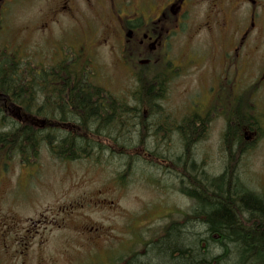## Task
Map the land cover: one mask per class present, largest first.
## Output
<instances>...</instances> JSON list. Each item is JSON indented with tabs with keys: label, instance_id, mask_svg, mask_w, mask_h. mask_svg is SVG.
<instances>
[{
	"label": "flooded vegetation",
	"instance_id": "obj_1",
	"mask_svg": "<svg viewBox=\"0 0 264 264\" xmlns=\"http://www.w3.org/2000/svg\"><path fill=\"white\" fill-rule=\"evenodd\" d=\"M21 7L29 11L20 29L7 39L6 35L13 31L9 29V18ZM65 24H72L77 29L61 31L59 35L53 33L55 26ZM0 35L5 36L6 48L8 43H15V48L19 49L23 48L26 41L35 42L36 37H43V41L48 39L63 41L65 36L76 39L74 43H77V46L59 48L58 58L64 61L70 55L65 53L68 49L72 62L79 68L84 65L97 69L93 61L100 48L106 47L123 71L120 79L121 88L128 92L139 89L140 81L144 78L151 82L149 74L151 65L158 62L162 65L161 84L165 98L154 103V112L150 113L151 110L148 109L151 104L132 99L92 101L96 105H126L139 108L143 119L147 120L155 113L164 122L150 124V127L154 126L153 131L138 130L131 142L133 146L128 149V154L133 157L131 160L120 157L123 160L122 170H117L114 175L118 188L124 187L129 181H123L126 177L124 169L135 165L139 160L154 159L159 162L161 168L165 167V175L178 176L175 178L177 183L174 191L183 194L179 187L183 184L182 167L179 166L182 164L180 160L185 149L184 131L188 125L200 129V134L193 137L191 135L189 144L191 152L198 149L201 141L212 136L219 138L220 143H223L221 146L226 147L225 140L232 135L231 126L234 124L238 126V131L234 134L242 138L240 154L251 149L264 137V0H0ZM85 50L89 51L88 55H85ZM22 55L19 51L14 53L0 51V64L5 67L7 64H18V61L24 60ZM29 64L32 66L26 64L24 70L22 69L24 82L31 80L37 98L34 100V97L30 101L29 111L21 100H14L10 93L0 89L1 133H8L14 126L26 124L39 130H52L56 123H60L56 121V118L60 120V116L55 117L57 108L55 101L52 99L49 101L46 94L39 91L44 73L48 74V80L50 74L56 70L39 67L36 62L29 61ZM188 69H192L194 76H197L194 79L193 94L189 99L180 100L178 105L170 110L167 97L171 78L174 73L186 74ZM202 70L203 73L200 74ZM20 75L22 77V73ZM65 88L63 111L68 120L61 121V124L70 130L73 126L69 120L76 117L69 113L73 110L68 99L71 85ZM155 108L159 110L155 111ZM236 113L240 117L233 121L232 114ZM77 121L81 122L80 119ZM42 135H45V132H42ZM147 140L153 144L159 140L163 148L147 144ZM8 145V142L0 143L2 203L9 201V198L12 201L15 196L13 195L15 190H10V185L6 183L10 162L14 158L23 170L19 171L22 177L18 175L13 188L16 189L19 181L27 182L34 176L38 180L39 172L36 163L40 146L35 151L25 148L22 152H16L8 148ZM40 145L45 147L51 158L56 159L44 143ZM219 147L220 144L216 149ZM170 149L177 154L173 160L167 157V154H172ZM104 151L110 149H104L102 152ZM128 161L130 163H127ZM62 163L68 161L62 160ZM161 187L168 188V184L159 183L157 188L160 191ZM92 193L95 198L102 197V189ZM75 198L67 204L59 205L58 211L53 215L39 214L34 219L27 218L20 240H16L15 243L9 235L15 224L13 220L12 224H7L8 231L3 234V238L0 237V244L9 248L21 243L23 246L21 253L30 257L33 246L35 249H42L51 240L50 234L55 227L62 232L66 231L67 225L73 227L74 224L70 222L77 220L80 210L96 206L104 208L108 203L110 205L113 203V200H107V197L97 201L86 198L88 205L85 206L84 197ZM132 220L134 221L133 218ZM101 227L82 222L78 225L77 233L91 246L97 248L103 243L104 229ZM163 232L162 227L160 239ZM153 242L154 239L148 243ZM123 243L126 246L127 242ZM147 245V242H143V248ZM128 248L130 249V244ZM101 249L103 250V248L96 250ZM112 257L114 261L113 251ZM22 260L24 254L20 263ZM27 261L23 264H27ZM123 261L126 262L127 257L121 262ZM113 264H116V261Z\"/></svg>",
	"mask_w": 264,
	"mask_h": 264
},
{
	"label": "rangeland",
	"instance_id": "obj_2",
	"mask_svg": "<svg viewBox=\"0 0 264 264\" xmlns=\"http://www.w3.org/2000/svg\"><path fill=\"white\" fill-rule=\"evenodd\" d=\"M27 11L29 9L18 8L9 18V29L11 28L13 31L6 35L7 39L8 36L14 35L17 29H20ZM72 28L76 27L72 24L55 26L53 33L59 35L61 31H68ZM1 36V52L14 53L19 51L23 54L24 60L17 62V71H20L26 64L29 67L32 66L29 61L38 63L39 67H49L54 64L52 59L56 61L60 56L59 48L77 46V43H74L77 40L67 36L63 37V41H52L51 39L43 41V37H36L35 42L26 41L22 49L13 47L15 43H8L9 48L6 49L5 36ZM47 36L49 37V35ZM65 53L69 55L70 51L66 49ZM88 53L89 51L85 50V55ZM93 64L101 76L96 75V79L99 81H93L94 83H100L110 92L119 94L118 97L126 93L131 95L124 88L121 90L122 82L120 79L123 71L110 50H107L106 47L100 48ZM97 69H94L95 72ZM199 73L202 74L203 70ZM196 77L192 69H188L186 74L174 73L168 86V109L173 110L180 100L189 99L192 96ZM185 96L187 97L185 98ZM115 106L121 107V105H114V109ZM158 110L155 108V111ZM136 113L132 115H136ZM157 116L159 117L158 114ZM158 117L151 120L152 118L149 116L147 120H143L147 124L146 126L153 125L152 123H164L162 118L160 117L161 120L159 121ZM139 125L134 124L132 127L140 129ZM153 128L154 126L149 131H153ZM134 137H129L126 141L132 142ZM219 140V138L212 136L203 142L201 141L198 149L192 152L190 162L192 161L196 167L202 166L204 170L200 176L203 179L220 174L232 160L226 147L224 145L222 147L221 144L223 143H220L221 140ZM147 144L155 145L156 148H163L159 140L154 141V144L147 140ZM219 144V149H216ZM169 151L172 154H167V157L172 160L174 156L176 158L175 151L172 149ZM120 157L122 156L118 152L104 151L89 158H81L63 164L62 161L51 158L45 147L41 145L36 163V167L39 168L38 180L34 176L27 182L19 181L16 189L12 186H14V181L18 175H21L19 171L23 168L14 158L10 162L9 177L6 183L10 185V190H15L13 195L16 197L13 196L12 201L9 198V201L2 203L0 188V237L2 238L3 234L8 231L7 224H12L14 220L15 224L9 235L13 240L12 242L15 243L16 240H20L22 228L26 226L25 220L27 218L34 219L39 214L53 215L58 211L59 205L67 204L68 201L76 199L75 197H84L92 201L107 197V200H113V203L111 205L108 203L104 208L96 206L80 210L77 220L70 222L74 224L73 227L67 225L64 232L55 227L50 234L49 240H51L42 249H35L33 246L30 250V257L21 253L23 250L21 243L14 244L13 247L9 248L0 244V264H23L27 260V264H77L78 262L80 264H113L115 261L116 264H126L144 253L152 244H149V241L160 240V229L164 224L172 222L183 224L184 216H189L193 204L189 198L174 191L175 183H177L175 178L177 179L178 176L175 177L171 173V176L165 175V167L161 168L159 162L154 159L150 161L139 160L135 165L123 170L126 175L123 181H129L124 187L118 188L115 184L114 175L117 170H122L123 160ZM180 162H182V158ZM234 163L239 178L241 177L240 179L248 188L264 196V137L248 151L236 155ZM168 165L171 166V163ZM159 183L168 184V188L161 187L162 191H160L157 188ZM181 185L186 188L189 187L187 183ZM98 189H102V197L95 198L92 196L94 194L92 191L97 192ZM118 189L120 190L118 191ZM87 199L85 206L88 205ZM167 215L170 216L166 217ZM82 222L102 226L101 228L104 229L103 243L97 248H103V250H96V247L91 246L79 236L77 233V230L79 232L78 225ZM124 241L127 242L126 246H124ZM143 242H147L146 248H143ZM129 244L130 249L128 248ZM88 248L95 249V252ZM112 251L115 252L114 261ZM23 254L24 260L20 263ZM126 257L127 261L121 262Z\"/></svg>",
	"mask_w": 264,
	"mask_h": 264
},
{
	"label": "trees",
	"instance_id": "obj_3",
	"mask_svg": "<svg viewBox=\"0 0 264 264\" xmlns=\"http://www.w3.org/2000/svg\"><path fill=\"white\" fill-rule=\"evenodd\" d=\"M17 66L0 64V89L10 93L14 100H21L30 111V101L34 97L36 100L37 96L31 80L24 82V69L17 71ZM49 68L56 72L51 73L48 80V74L44 73L39 91L45 93L49 101H55V117L60 116V120L56 118L60 123H56L52 130H39L30 124L14 126L8 133L0 132V143L8 142V148L16 152L25 148L35 151L44 143L55 158L67 161L89 158L107 148L131 160L133 156L128 154V149L133 143L126 140L136 136L138 130L149 131L151 128L150 124L146 126L144 123L141 110L126 105L115 106L114 109V105L92 103L115 98L93 82L95 76L84 65L79 68L75 62L66 59ZM160 78L159 74L150 76V83L144 78L140 81L141 87L131 92V99L151 104L148 108L150 113L154 110V103L165 98ZM70 85L68 99L73 110L69 113L76 118L69 120L73 127L68 130L61 121L68 120L63 111V101L65 87ZM151 115V120L158 117L155 113ZM237 115L232 114L233 121L240 117ZM134 124H138L140 129L132 127ZM237 127L236 124L231 126L233 133L225 140L232 158L230 164L220 174L205 179L200 176L204 170L202 166L196 167L190 162L191 135L200 134V129L190 125L185 128V149L180 167L182 183L189 187H179L191 200L193 208L189 216H184L183 224L166 223L163 237L126 264H264V196L249 189L239 178L234 162L235 156L240 155L242 138L234 134Z\"/></svg>",
	"mask_w": 264,
	"mask_h": 264
},
{
	"label": "bare ground",
	"instance_id": "obj_4",
	"mask_svg": "<svg viewBox=\"0 0 264 264\" xmlns=\"http://www.w3.org/2000/svg\"><path fill=\"white\" fill-rule=\"evenodd\" d=\"M99 131V130H98ZM101 153V152H100Z\"/></svg>",
	"mask_w": 264,
	"mask_h": 264
}]
</instances>
